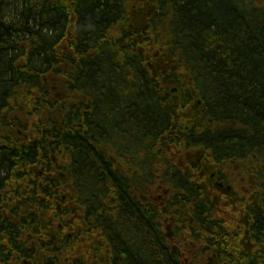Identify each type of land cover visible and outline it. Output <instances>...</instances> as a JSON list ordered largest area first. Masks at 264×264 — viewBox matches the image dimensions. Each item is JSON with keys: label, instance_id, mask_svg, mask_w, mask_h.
Masks as SVG:
<instances>
[{"label": "trees", "instance_id": "trees-1", "mask_svg": "<svg viewBox=\"0 0 264 264\" xmlns=\"http://www.w3.org/2000/svg\"><path fill=\"white\" fill-rule=\"evenodd\" d=\"M132 1L140 7L125 0H14L1 15L7 2L1 0L0 264L19 258V245L24 254L30 250L21 233L33 230L40 246L46 243L41 230L63 225L71 211L57 197L67 185L80 214L111 196L100 210L102 222L91 212L83 218L104 245H95L94 258L161 264L147 259L139 244L144 209L124 150V131L134 124L144 138L131 142L129 154L154 159L152 174L180 184L183 198H196L195 264L222 258L264 264V6L256 0ZM178 84L201 100L196 112L194 106L190 114L182 107L173 112L170 90ZM210 95L216 107L209 106ZM108 123H114L111 132ZM165 158L176 159L161 163ZM190 161L233 181L232 202L216 206L197 188V172L172 167ZM160 164L165 169L156 171ZM185 202L178 201L184 215ZM217 210L230 219L213 218ZM65 230H57L55 259L68 247ZM231 248L234 257L226 252ZM202 250L208 253L201 256ZM164 264H180V254L167 255Z\"/></svg>", "mask_w": 264, "mask_h": 264}, {"label": "flooded vegetation", "instance_id": "flooded-vegetation-1", "mask_svg": "<svg viewBox=\"0 0 264 264\" xmlns=\"http://www.w3.org/2000/svg\"><path fill=\"white\" fill-rule=\"evenodd\" d=\"M170 92V101L172 102L171 108L173 112L175 111V107H182L187 114H190L191 111L188 110L189 107L194 106L195 110L192 111L196 112V109L201 105V100L198 97L194 98L195 94L192 90H187V88H181L180 90L178 88H172ZM188 163L189 164L184 165L173 164L172 167H178L179 169L189 168L195 173L197 172L195 174L199 178L197 188H203L206 193L204 198H213L215 205H221L222 207L227 206L224 202L228 200L229 197L233 196V181L229 182L219 175L218 173H220L221 170L213 168V172L210 173L209 169L200 163L195 161H190ZM150 165L155 167V164ZM150 165H147L146 175L149 179L145 182V187L143 186L141 197L144 212L147 214V217H144L143 220L144 226L141 227L143 232L142 240L141 243H127V245L134 247L138 243L142 244L147 254V259H149L150 256L161 264H164L167 255L179 256V254L180 259L185 256L184 259L180 260V264H195L193 259L196 257L195 251L197 246L195 241L200 217L196 198L187 195H184L186 198H183V189H181V185L164 181V174H152L151 171H149ZM165 166L166 165L161 164L158 165L156 171H158V169H165ZM153 171H155V169ZM198 184L200 186H198ZM230 184L233 185L232 189ZM68 188L69 186L67 185V191H65L64 195L57 197L61 205L66 206L67 204V208L69 207L71 211V214L63 221L66 230L62 233V236L69 242L67 249L59 250L60 256L57 259L53 258L54 242L58 241L56 237L57 230L63 227V225L59 223L57 229L48 227L45 230H41L45 231L46 243L43 244V240H40V246L36 244L39 239L33 235V230H31V234H26V236H23L24 234L21 233L20 235L22 237L20 240L27 242L26 244L28 246L31 245L30 250L27 254H24L19 245L21 256H19V258L3 259L1 260V264H114L107 257L103 258L102 256H98L94 258L95 245L98 244L97 246L101 250L104 249V245L99 244L97 239L92 238L93 234H90L89 228L86 226L85 221H83V218L88 213L82 212L80 214V211H75L73 203L75 202V198L71 197ZM187 198L190 199L188 200ZM215 198H219V200ZM180 199L185 200V203L189 205L186 215L181 212V207L178 204ZM175 200H178L177 203ZM114 201L116 200L112 199V202ZM229 201L232 202L231 199H229ZM237 201L239 202L240 199L236 198L235 202ZM44 215L48 214L45 213ZM222 215L230 219V217H227L228 214ZM71 216L73 217L71 218ZM115 216L117 221L118 214L115 213ZM80 217L81 224H76L75 219H80ZM49 218L52 219V216H49ZM20 232H23V230ZM136 236L140 237L137 233ZM87 242L89 243L87 244ZM83 247L84 251L82 252ZM56 248H59V245H57ZM105 248L106 253L109 254L107 246H105ZM84 252L85 254H83ZM173 252H175V254H173ZM87 254L88 258L85 259ZM80 256L84 259H78Z\"/></svg>", "mask_w": 264, "mask_h": 264}, {"label": "rangeland", "instance_id": "rangeland-1", "mask_svg": "<svg viewBox=\"0 0 264 264\" xmlns=\"http://www.w3.org/2000/svg\"><path fill=\"white\" fill-rule=\"evenodd\" d=\"M5 1H7V2L4 5H2V7H1V15L3 14V12L5 10L4 8L10 9L9 7H12V6H8L7 7L6 5H8V4L9 5H12L13 2H14V0H5ZM127 1H128L129 7L130 6L131 7L133 6V8H135V7H138V6L140 7V5H141V4H137L135 2H134V5H133V1L132 0H125L126 3H127ZM256 3L264 6V0H256ZM174 86L178 88V87H180V84L174 85ZM145 108H147V106ZM108 124L111 125L110 127H108L109 131L111 132L113 130V128H114V123H108ZM141 129L142 128L139 125H135L134 124L132 126L128 125L126 127L125 131H124V134L127 136V140H128V143L124 145V150H125L126 155H127V158H128L129 166L132 167V168H136V169H132V173L131 174H132V178L134 180V181H132V183H133V189L135 188L134 190H135V193L137 194L136 195V199L138 201H140V202H141V196H142V191H141L142 188H140V187L141 186H144V183L147 182V179H149V177L147 178V175H146V171H147V167H148L147 165H150V163H152V162H156V161H154V159H152V160L151 159L144 160V158H143L142 160H139L135 156L129 154L132 151V149H133V147L131 145V142H132L131 139H134L135 140V139H138V138H144L142 136V135H144V133H143V130H141ZM176 157H178L180 159V161H182V159H183V153L177 154ZM174 159H176V158H173L171 160L165 158V159H162L161 163H167L168 161L169 162H172ZM117 161L120 162L119 159H117ZM173 163H175V161ZM154 169L155 168L150 165L149 171H153ZM138 188H140V189L138 190ZM209 201H210V199H209ZM209 205L210 206H214L212 203H209ZM216 206H218V205H216ZM212 217L213 218H217V217L220 218V217H222L221 211H218V210L216 212H213L212 211ZM113 219L116 220L115 214L113 215ZM200 246L202 247L204 245H200ZM201 252H202L201 253V256H205V253L206 254L208 253L205 250H202ZM226 252H228V254L230 256H232V257L235 256L234 255V251H233L232 248L231 249H226ZM199 257H200V255H199ZM199 257H198V260L200 261ZM184 258H185V256L184 257H181L180 260H182ZM193 261H195V263H196L197 257L194 258ZM236 262L237 261H236L235 258H233V260L232 259L225 260L224 258H222V259H220L219 264H235Z\"/></svg>", "mask_w": 264, "mask_h": 264}, {"label": "bare ground", "instance_id": "bare-ground-1", "mask_svg": "<svg viewBox=\"0 0 264 264\" xmlns=\"http://www.w3.org/2000/svg\"><path fill=\"white\" fill-rule=\"evenodd\" d=\"M211 94H213V95H215L214 93H211ZM212 104H214V107H216V105H217V101L216 100H213V98H212V95H210V97H209V106L210 105H212ZM214 107H213V110H214ZM210 109V112H211V108H209ZM221 121V120H220ZM220 123H222V122H220ZM132 141L134 140V139H131ZM135 141V140H134ZM142 147V146H141ZM142 149H143V147H142ZM72 150H75V149H72ZM10 172V168H9V170H8V173ZM69 175H71L72 177H77V174L75 173V172H73V171H70L69 172ZM112 199H114V197L112 198ZM111 200V196H109V195H105L102 199H99V200H95V201H93L92 203H94L93 205H92V203L91 204H89V206L87 207V209H86V213H90L91 212V215L98 221V222H102L103 221V218H104V213L102 212V211H100L101 209H103L104 208V206L106 205V203L108 202V201H110ZM118 204H121V202L118 200L117 201V206H119ZM140 214L143 216V217H147V214L145 213V212H140ZM123 219H125V221L129 224V220L130 219H128L127 217H125L124 216V218ZM132 225H135V223H133ZM137 226H140V227H142L141 225H137ZM1 231H3V230H1ZM204 243H206V245H209V246H212V247H215V245H214V243L212 242V241H208V240H204Z\"/></svg>", "mask_w": 264, "mask_h": 264}]
</instances>
